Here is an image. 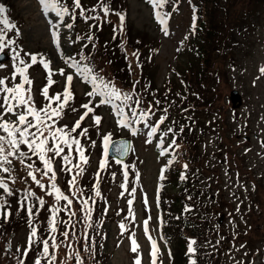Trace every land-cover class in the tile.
<instances>
[{
  "label": "rangeland",
  "instance_id": "rangeland-1",
  "mask_svg": "<svg viewBox=\"0 0 264 264\" xmlns=\"http://www.w3.org/2000/svg\"><path fill=\"white\" fill-rule=\"evenodd\" d=\"M219 1L224 6L225 3L233 4V8L228 7V9L234 10L235 13L218 14L210 18L217 36L209 45H205L201 40L196 41L198 29L195 28L197 25L201 27L202 24L195 23L193 29L192 22L190 24L192 30L188 26L192 12L189 0H170L163 7L156 9L148 3V0H90L97 20L104 23L102 35H99L102 31H98L97 35L101 37L100 46L103 48L107 46V54L113 67L112 78L107 73V77L102 74L101 77L107 83L110 82L111 85L115 83L118 86L124 82L125 76L136 77L131 88L128 91L123 90L132 94L131 100L136 110V118L141 111L151 108L146 119L154 125L148 124L149 127H145L142 122L141 126L129 124L128 127H124L120 122L121 118L117 116V111H112L106 105L93 107L92 105L95 104L93 98L86 95L88 91L82 78L89 77V73L84 71L85 66H81L79 60L72 55L74 30L73 26L66 27L67 24H72L69 14L61 21L54 11L46 14L38 0H0V6L4 8L8 22L15 25L12 30L5 29L3 43L7 45L5 50L7 57L0 61L4 65L0 68V78L5 80L3 87L20 83L21 77L17 75L16 79L12 80V73L17 67H23L19 64V60L31 64V56L25 53L35 54L38 61L43 58L50 62L49 68L55 83L49 87V96L62 93L68 83L66 76L59 74L60 69H63L66 75L73 77L70 88L74 95L69 105L78 111L72 112L66 107L65 113L56 121L59 127L67 125L68 129H71L80 115L86 111L81 105L89 103L90 100L93 103L89 106L94 108V111L81 123L82 130H88L84 144L87 146L86 156L89 162L81 181L71 187L68 183L79 171L74 167L78 161L73 158V150L71 163L68 165H64L63 157L52 159L56 178L55 181L50 182L58 183L59 187L63 183L64 191L61 193L72 201L73 210L71 205L65 207L66 200L57 202L51 188L50 191L48 188L40 190L33 183L30 184V177L25 172L28 173L31 169L27 165L30 164L28 157L32 152L26 145H18L19 152L27 153L23 164L20 160L16 161L20 159L18 155L10 164L12 168L4 164L10 172H18L24 179L20 191L13 192L11 196L4 194L7 201L5 206L0 208V264H20V261H24V264H34L37 259L40 260V264H77V258L79 264H134L137 256L141 264H151L149 237L156 242L159 249L156 264H172V256L169 253L173 247L166 240L162 229L166 222V218L163 219V215H166L163 206L168 203V195H174L172 184L168 183V173L172 167V171H180L181 167L187 165L186 158L191 151L195 152L194 146H199L201 151L206 153L209 165L208 174L205 178L199 179L201 185L210 182L213 185L210 195H222L221 198L235 211L232 216L226 207L222 209L223 213L217 215V219L220 218L221 221L216 229L225 238V244L230 246L225 256L226 262L236 264L241 260L250 261L253 258L250 264H259V262L264 264V248L261 245L264 236L262 230L264 228V74L260 71L264 67V0H251L247 8H242L239 0ZM102 2L110 8L107 16L101 10ZM57 6L62 5L57 4ZM224 10L220 6L213 9L214 12ZM155 12L161 15L168 14L167 35L161 31L162 26L158 23ZM116 13L124 16L128 24V32L121 31V22ZM192 13L196 14V12ZM229 16L234 20H228ZM0 28H3L2 24ZM54 31L58 33L57 42L53 41ZM16 32H19V35H16ZM192 38L196 41L194 44L189 43ZM9 39L14 43L7 44ZM100 51L101 49L96 54L91 51L90 58H101ZM17 53H19L18 59H13ZM133 53L136 55L134 56ZM102 58L105 56L103 55ZM74 63L79 65L81 71L78 72L76 68L69 66ZM191 66L201 70L198 76H192L191 72L182 70ZM143 71L146 73L145 78L138 80ZM178 72L182 75L178 79L180 84L176 88L167 89V80L172 77L173 81L177 82L175 76H178ZM27 74L33 81L32 100L38 109L43 108L46 102L41 90L47 85L48 72L37 63L27 70ZM184 84L190 86V91L196 94V98L205 97L207 100H211V95L204 91V85L215 84L217 91L215 96L219 98L222 109L216 106L215 111L220 113L214 112V117H218L220 121L223 119L226 126L218 127L215 131L207 127L203 129L202 134L203 130L199 133L198 140L194 142H182L181 138L175 137L178 147L173 145L169 148L168 136H164L163 144L158 147L163 133L157 131L152 136L148 133L161 117L165 119L159 127L165 130L172 127V122L180 113L179 107L189 100V95L185 92L177 94L172 92L179 90ZM231 88H236L242 96V103L236 109L231 108L227 97ZM79 94L82 96L79 97ZM4 95L8 94L0 91V98ZM137 100L140 101L139 104L136 103ZM55 106L54 101L52 107ZM196 110L201 116H205V113L210 111L201 106ZM14 111L18 112L22 109H14ZM0 112H3L2 108ZM93 115L101 118L99 125L94 123ZM189 115L191 116L192 112ZM2 119L15 122L17 117L8 113ZM28 119L32 120V117L29 116ZM216 134H219L223 143L220 148H217L215 143ZM105 135L109 136V140L126 135L132 137V147L124 162L118 163L114 160L105 162L107 161L103 155ZM0 136L7 137V133L0 130ZM51 145L52 142L49 141L48 147ZM4 147L7 150L9 145L5 143ZM61 147L64 148L61 156L67 155L69 149L66 150L67 147L64 145ZM162 148L167 149L164 155L160 154ZM181 152L183 156H180ZM49 156L52 157L53 154L49 153ZM32 160L43 172L44 165L38 156L33 155ZM169 160L174 162L169 164ZM101 161L104 162L103 168L100 167ZM62 167L70 168L71 171H61ZM162 168L165 171L161 185ZM41 171H39L40 175H42ZM49 175L51 176L52 173ZM78 178L80 179V176ZM46 182L47 179L43 178V183ZM94 185L96 187H93ZM73 188L78 191L75 193ZM97 190L99 196L96 195ZM29 191L35 194L42 191L43 195L37 194L36 199L32 196L25 200V193ZM3 193L5 192L0 191V195ZM254 193L256 195L253 198ZM37 197L45 200L42 208L37 202ZM145 197L147 205L144 204ZM85 200L88 201L87 207L91 209V218L88 219L86 212L82 210V201ZM129 200L132 201L131 206L128 204ZM255 204L261 207L257 209L252 207ZM29 205L33 206L35 213L32 218L35 221L32 222L31 219V223L26 211ZM161 205L162 211H160ZM52 207L61 209L56 215L57 231L52 233L56 236L58 247L55 249L50 247L49 255L45 257L40 255L43 248L40 241L41 237L44 239L49 237L47 221L51 216L49 209ZM129 207L132 209L131 212ZM37 208H40L39 212H36ZM6 212L16 216V219H18L17 215H20L22 218H19V221L22 223L19 224L16 220L9 223L2 222ZM145 219H148L147 235L143 224ZM121 225L124 227L121 228ZM33 227L37 229V237L34 238L35 242L29 245L28 238ZM241 230L244 231V236L240 238L232 236ZM64 231L69 233L67 238L61 235ZM133 239L139 246L138 252L135 253L131 251ZM49 243L51 244V240ZM25 249H29L27 256L24 255ZM30 253H34L33 258H30Z\"/></svg>",
  "mask_w": 264,
  "mask_h": 264
},
{
  "label": "snow or ice",
  "instance_id": "snow-or-ice-1",
  "mask_svg": "<svg viewBox=\"0 0 264 264\" xmlns=\"http://www.w3.org/2000/svg\"><path fill=\"white\" fill-rule=\"evenodd\" d=\"M39 4L41 5L42 10L47 14L49 11H54L59 17L61 21L64 20L65 15H67L70 11L69 7L67 6H57L56 0H38ZM169 0H148V3H150L154 9L163 7L166 3H168ZM73 6L77 9H80V16H84L85 9L82 8L80 0H73ZM95 11V9H92ZM101 10L104 12L105 16L108 15L110 8L107 4L101 3ZM195 12V9L193 10ZM116 15L119 16L121 27L124 22V16L122 14L116 13ZM167 16L168 14L165 13L161 15L159 12H155V17L158 21V23L162 26L161 31L165 33V35L168 34L167 32ZM76 16L75 13L72 16V19L75 20ZM95 18V17H91ZM88 19V18H86ZM195 15H193V29L195 28ZM0 24L3 25V28H0V52H5L7 45L4 44L5 39V29L12 30L15 28V25L10 24L4 15V8L0 6ZM72 24H67L66 27L72 28ZM55 27V25H53ZM116 31V29H114ZM16 35H19V32H16ZM53 41H58V33L53 32L52 33ZM115 38V37H114ZM77 39H80L78 36ZM89 40L92 39V37H88ZM14 43L13 40L9 39L7 41V44ZM25 55L31 56V64L25 63L24 60H19V64L23 65V67H17L15 71L12 73L11 79L15 80L17 75L21 77V81L18 84H15L13 86L3 87L5 84V80L3 78H0V91H3L4 93H7L8 95H4L0 100H2V103H0V108L3 109V112H0V130L7 133V137L0 136V172L3 173H10V169L8 167H4V164H11L12 161L8 159V157L18 155L20 158V163H24V158L27 156V153L19 152L18 145H26L30 152H32L33 155L38 156L39 160L44 165V170L42 172V175L47 176L48 173H52L50 180L55 181L56 173L53 170L52 167V159L54 157H60L61 153L64 151V148L61 147V145L66 146L69 149V152L67 155L63 156V162L64 165H68L71 163V153L73 145L76 146L75 150L79 154V162L74 165L75 168H77L79 171L72 177L70 181H68L70 187L74 185L77 181V177L83 175L84 169L82 167V164L88 163L87 157L84 155V150L81 147L80 140L78 138L72 137V133L76 132L77 129L81 128V122L89 115V113H92L94 111L93 107H90L89 105L93 102L90 100L89 103L81 105V108L86 109V111L80 115L79 120L75 122V124L71 127V129H68L67 125H64L62 127H56V121L61 117L62 114L65 113L66 107L71 110L72 112H77L78 110L74 107H71L69 105V101L73 99V92L70 90L71 81L73 79L72 75H66L63 69L59 70V74L61 76H66L67 85L64 87V90L62 93H57L55 96H49V87L55 83V81L52 79V71L49 68V61H45L43 58H41L39 61L37 60V55L25 53ZM135 56L136 53H133ZM19 53H17L13 59H18ZM37 63H40L43 68L48 72L47 76V85L42 88L41 94L43 95L44 99L47 101V103L44 105L43 108H37L34 103H30L32 101V93H31V85L33 81L29 78L27 74V70ZM70 67L76 68L77 71H81L78 64H71ZM4 67L2 63H0V68ZM84 71H88L87 69H84ZM261 73L264 74V67L260 69ZM99 79L101 82L103 81V78L98 76L92 77V82L94 84L93 91L86 93L88 96L93 95H99L101 99L99 100V104H112L114 100H120L121 106H118L116 108L117 112L121 116V124L124 127H128L130 122L128 117L124 114V106L127 105V102L132 99L131 93H122L119 89H116L114 86L110 84L104 85V91H100L95 86V81ZM27 84L29 87L27 89L24 88V85ZM135 88V85L133 86ZM27 93V96L24 95V93ZM62 97V99H61ZM13 101L15 103H13ZM56 102V106L52 107L53 102ZM137 104L140 103L139 100L136 101ZM159 103V101H157ZM14 109H22V111H14ZM151 111V108L148 109V111H141L139 117L134 122H145V119L148 117V113ZM12 113L16 115L17 119L15 122L6 121L3 120L2 117L5 114ZM132 117H136V110L132 109L131 112ZM31 116L32 120H29L28 117ZM55 118V119H53ZM92 119L94 120V123L99 125L101 123V118L99 116H92ZM165 117H161V119L156 123V126L151 127L150 132L148 133L149 136H152L156 134L158 127L160 124L164 122ZM51 120L52 124L47 123V121ZM34 121V122H33ZM145 127H149V125L145 122ZM34 129V131H33ZM66 129H68L66 131ZM87 129H83L78 133V136H86L87 135ZM172 128H168L167 132L162 134V138L160 140V145L163 144V137L167 136L168 132H172ZM181 131L183 129L181 128ZM46 133V135H45ZM135 134V132L133 133ZM104 143L105 145L109 142V136H104ZM49 141L52 142L51 147H48ZM9 145L10 149L5 154V147L4 144ZM94 143V142H93ZM173 145H176L175 137H173L171 144H169V148H171ZM178 147V145H176ZM167 151L166 148H162L161 155H164ZM47 153H52V157H48ZM30 159V157H28ZM174 160H169V164H172ZM27 167L31 168L33 167L32 164H28ZM100 167H104V162L101 161ZM185 169L187 168V165L183 166ZM36 171H41L40 168H36ZM61 171H71L70 168L62 167ZM164 169H161V176L160 179H164L163 176ZM29 177L33 180V182L37 185L38 188L43 189L44 185L41 183L40 180L37 179V177L33 174V172L27 173ZM98 175V174H97ZM11 178V177H9ZM181 179H184V175L181 174ZM51 189L56 193V201L59 202L60 200H66L67 205L65 207H68L72 204V201L68 199L67 196L63 195L61 193L60 189L57 188L56 184L53 182L49 185ZM93 187H96L95 185ZM121 187H124V185H121ZM0 189H2L5 193L8 195H13V191L9 188L8 183L5 182V177H0ZM133 192L135 189L132 190ZM36 194L34 192H26L24 199L27 200L29 197L35 196ZM51 195V193H49ZM96 195L99 196L100 193L97 190ZM37 202L42 208L45 205V200L42 197H37ZM5 201L2 197H0V208H3L5 206ZM147 198L144 199V204L147 205ZM129 206H131L132 201H128ZM83 209L86 212V219L91 218V209L87 207L88 201H82ZM40 208L36 209V212H39ZM186 211L188 209H185ZM26 211L30 217L29 222L31 223V219L35 216V213L33 212V206L29 205L26 207ZM51 212V216L49 217L47 223H48V232L49 237L48 239H44L41 237V243L43 245V248L40 252L41 256L47 257L49 255V248H57L58 244L56 241V236L52 235V233H55L57 231L56 228V215L58 212L61 211V209L52 207L49 209ZM132 209L129 207V212H131ZM237 211H239V206H237ZM5 215H10V213H4ZM74 215V214H73ZM144 230L145 235H147L148 232V219H145L144 222ZM124 226L121 225V228ZM61 235L65 238L69 236V233L67 231L61 232ZM37 237V229L35 227L32 228L31 233L28 238L29 245L33 244L35 242L34 238ZM51 240V244L49 241ZM149 241L151 243V251L149 255L151 256V264H156L157 261V254L159 252V249L156 246V242L149 237ZM219 243V242H217ZM133 247L131 248L132 252H138V245L136 244L135 240L132 241ZM196 244L195 240H190L188 243V249L187 252L190 255L195 254V247ZM243 247V245H241ZM19 251V249H18ZM29 252V249L24 250V255L27 256ZM169 255H171L169 253ZM54 259V257H52ZM20 264H24V261H20ZM34 264H40V260L37 259L34 261ZM77 264H79V259L77 258ZM134 264H141V261L139 259V256L134 261ZM189 264H196V261L190 258Z\"/></svg>",
  "mask_w": 264,
  "mask_h": 264
},
{
  "label": "trees",
  "instance_id": "trees-1",
  "mask_svg": "<svg viewBox=\"0 0 264 264\" xmlns=\"http://www.w3.org/2000/svg\"><path fill=\"white\" fill-rule=\"evenodd\" d=\"M190 3H193L192 5L194 6L196 14H192V12L190 13L189 23L193 22V15H195V23L202 24L201 27L200 25L196 26V29H198L196 41L200 42L201 40L205 45H209L210 41L217 36V31L211 25L210 18L218 14L235 13L234 10L228 9V7L233 8V4L225 3L224 6L219 0H189V4ZM250 3L251 0H239V4L242 8H247ZM217 6L223 7L225 10L223 12H214L213 9ZM228 20L233 21L234 18L229 16ZM97 27L98 26L95 25L94 30L92 27L90 34H87V30L78 33L77 37H80L79 42L82 47L77 53L78 57L87 60L90 58L91 51L96 54L101 49L99 57L102 58L104 55L105 58H102L101 60H105L106 63L111 65V61L107 54V46L105 48L101 47V37L93 33ZM123 30L128 32V24L125 19L121 31ZM102 33L103 31L100 32L99 35L101 36ZM89 36L92 37L91 40L88 39ZM196 41L193 40L192 43L194 44ZM182 70L191 72L192 76H198L201 71L194 66ZM145 74L146 73L143 71L138 77V80H143ZM181 77V73L178 72V76H175L177 82L173 81L172 77L169 78L167 80V89L176 88L180 84L178 79ZM135 78L136 77L129 78L127 76L120 86L115 83H112V86L117 87L121 92L124 89L128 91ZM149 80L151 79L149 78ZM204 91L210 93L211 100H207L205 97L202 99L200 97L196 98L194 95H191L192 100L195 101V103H192L191 98L189 97L188 102H185L179 107L180 113L178 114V118L175 121L172 120L171 128L173 131L171 133L174 137L181 138V140L184 139L187 142H194L198 140V137L200 136L199 133L203 129L205 130L207 127H211V131H215L218 127L226 126V122L222 118L220 121L218 117H214V112H218L215 111L216 106L222 109V105L219 102L220 100H218L219 98L215 96L217 92L216 87L211 84L209 86L205 84ZM182 92H184V85L179 90H173L172 94ZM122 93L126 92L123 91ZM168 99L171 100V97L168 96ZM128 103L133 106L132 100H129ZM200 106L208 108L210 111L206 112L205 116H201L196 110ZM190 112H192L191 116L189 115ZM181 128L183 131H181ZM215 143L217 144V148H220L223 145L219 134H216ZM193 149H195V152L191 151L188 158H186V169L181 167L179 172L172 171V167L169 170L168 182H172L174 195L169 194L168 203L163 206L166 214L165 217L167 219L164 226V232L165 236L172 241V264H189L190 258L195 260L196 264H218L222 255V249L226 244L225 238L216 229V226L219 224L217 215L226 207H224V201L221 196L217 194V196L210 195V192L212 194V184L207 183L206 185H201L202 182H200L199 179L204 178V170H206V174H208L209 165L207 163L206 153L201 151L198 146H194ZM218 152L219 151H217V153ZM180 156H183V154H180ZM178 160H176V162ZM195 169L198 171L194 172ZM181 174L184 175V179L180 178ZM185 209L188 210L186 211ZM233 214L234 213L231 212L232 216ZM236 224L238 225L239 223ZM262 230H264V228ZM248 231H250V228ZM232 236L240 238L241 236H244V231H237ZM190 240L196 241V244L194 245L196 251L191 257L187 252ZM261 243L264 244V236L262 237Z\"/></svg>",
  "mask_w": 264,
  "mask_h": 264
},
{
  "label": "water",
  "instance_id": "water-1",
  "mask_svg": "<svg viewBox=\"0 0 264 264\" xmlns=\"http://www.w3.org/2000/svg\"><path fill=\"white\" fill-rule=\"evenodd\" d=\"M230 99L232 101L233 106H236L235 102L240 101V96L237 92V90L232 89L230 91ZM120 143V144H118ZM130 139L125 137L121 139H116L112 141L111 143V149H110V157H114L116 159H122L126 156L128 149H129ZM121 150V152H120Z\"/></svg>",
  "mask_w": 264,
  "mask_h": 264
}]
</instances>
